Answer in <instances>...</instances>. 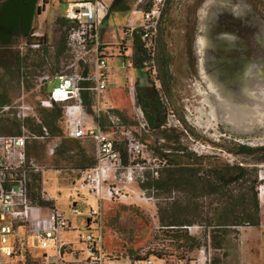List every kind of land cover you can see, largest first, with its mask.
<instances>
[{
    "label": "rangeland",
    "instance_id": "1",
    "mask_svg": "<svg viewBox=\"0 0 264 264\" xmlns=\"http://www.w3.org/2000/svg\"><path fill=\"white\" fill-rule=\"evenodd\" d=\"M133 1L124 0L123 5L131 8ZM42 3L43 0H39L40 7ZM207 3H213L215 7L223 5L224 11L233 12L235 26H239V29L248 26L250 31L257 30L264 37V0H171L169 5L165 3L156 49L158 42L159 48L165 43L172 89L171 96L165 100L170 109L164 127L175 130L169 132L170 141L159 137L158 130L153 128L148 130L138 128V131H135L147 143V151L152 157L151 164L156 165V173L152 169L135 171L134 180L131 182V188L135 192L131 200L104 199L100 205L97 196L90 195L87 191L76 190L80 178L79 170L84 167L79 162L87 164L94 159L96 146L91 139L77 141L67 138L63 132L62 121L61 123L57 121L58 125L61 124L62 133L57 129H48L47 138L28 143V155L44 169L45 178L43 182L42 173L32 176L30 184L32 198L37 199V195L41 194L44 187L47 195L57 197L56 203L59 208L66 212L72 223L80 230H86L85 219L90 210L101 209L104 247L115 256L133 258L144 253L163 251L164 254L189 264H194L197 260L206 261L207 264H264V177L263 179L260 177V174L264 176V161L260 160L261 156L258 153L249 156L230 151L238 144L253 147L264 145V115L257 118L254 117L256 114L246 118L243 116L234 118L231 114H226L203 78L199 64L198 35L203 13L209 8ZM129 10H111L107 18L102 20L101 42L107 51L109 78L108 87L103 93V101L113 110H119L127 125L136 128L138 124L136 113L140 107L137 98L138 88L141 94L149 99L156 120L160 119L161 111L153 100L154 85L160 88V81L157 79L156 64L151 62L145 67H136L131 45L123 42L125 34L122 28L127 25L130 18ZM65 11L66 6L60 0H47L43 9L35 14L32 23V30L42 31L49 41L47 50L49 60L63 66L70 62L67 48L64 47L60 52L58 47L67 29V24H62L59 20ZM223 28L226 29V24ZM225 35L229 36L227 39L230 41L240 36L238 33L228 31ZM23 43L24 37L19 36L7 47L0 45V96L7 98L8 103L12 105L24 97L36 107L39 116L42 115L38 112L42 107L39 100L44 98V95L37 92L32 83L24 85L23 88L18 77L19 48ZM121 44L126 47L123 53ZM41 53L42 51L38 50L29 53V57L41 61L39 57ZM263 65L264 59L251 56L246 62V74L252 75ZM59 69L60 67L55 71ZM130 77L133 78L135 85L133 93L129 88ZM58 107L61 108L59 105L54 108L58 110ZM11 110L13 109L0 110V133H8L3 132V128L11 132L17 129L11 120L17 118L13 116ZM39 117L43 121L42 116ZM230 117H233L235 122H232ZM36 123L29 118L26 126L28 128L29 124ZM178 134L180 144L185 150L184 156L181 157L183 162L181 165L199 168L198 177L211 175L216 182L221 181L222 184V180H219L222 178L219 176L222 177L226 172L227 164H240L247 169L257 170L255 186L253 183L255 175L249 174L248 180L231 184L227 191L231 192L233 198L244 194L245 201L253 200V191H257L260 204L258 225L227 226L221 246L216 247L214 238L216 243L222 235L218 232L214 234L212 227L206 222L213 217L216 207L228 202L223 198L226 195L224 190L201 195L188 189L181 190L175 185L171 191L163 187L156 189L157 183L162 184L157 182V179L162 178L166 167L165 161H161L156 153L178 145L173 142ZM167 144L169 147H165ZM172 152L177 151L172 149ZM185 171L187 173L189 170ZM75 201L78 202L77 206L82 215H75L72 212L71 204ZM235 209L236 216L231 218L239 219L237 215L241 206ZM162 214L178 220L195 221L188 224L194 228L189 230L175 226V229H166L159 223V215ZM91 228L97 230V223L92 222ZM181 230H186L187 235ZM77 234L78 231L73 233L74 238Z\"/></svg>",
    "mask_w": 264,
    "mask_h": 264
},
{
    "label": "built area",
    "instance_id": "2",
    "mask_svg": "<svg viewBox=\"0 0 264 264\" xmlns=\"http://www.w3.org/2000/svg\"><path fill=\"white\" fill-rule=\"evenodd\" d=\"M114 1L60 0L66 6L64 16L71 27L67 36L70 62L66 66L59 65V71L29 64V53L40 50L44 54L43 49L49 44L44 40L45 34L38 29L24 37L18 57L22 87L32 83L34 89L44 95L39 100L42 107H53L54 104L62 107L65 136L94 141L96 163L79 170L76 190L97 196L100 205L104 199L131 200L135 192L131 182L136 170L152 169L156 173L147 143L135 132L138 128L151 129L142 107L136 113L138 124L134 128L103 101L109 78L107 51L101 42L102 20L107 18ZM165 1L134 0L128 23L122 28L123 42L132 45L137 32L144 46L153 49ZM122 44V48L125 47ZM85 82L90 83L89 89L93 93V115L84 106L82 85ZM130 83L133 93L132 77ZM10 109L20 122V130L18 133H0V264H189L173 256L155 253L133 258L115 256L104 247L101 209H91L85 219L86 230H80L59 208L57 197L47 195L44 187L41 198L33 199L30 191L32 176L42 173L44 182V169L29 157L27 146L33 140L47 138L48 129L43 126V132L37 133L27 128L29 118L40 124L42 121L36 107L24 97L15 105L0 106L1 111ZM260 177L263 179L264 176L260 174ZM77 203L72 202V212L82 215ZM92 222L97 223V230L91 228ZM75 231H78L76 238L73 236ZM194 264L207 262L197 260Z\"/></svg>",
    "mask_w": 264,
    "mask_h": 264
},
{
    "label": "trees",
    "instance_id": "3",
    "mask_svg": "<svg viewBox=\"0 0 264 264\" xmlns=\"http://www.w3.org/2000/svg\"><path fill=\"white\" fill-rule=\"evenodd\" d=\"M39 0H2L0 2L1 7L4 9L1 12L0 15V45L2 47L8 46L14 38L19 36H27L32 31V21L35 13L38 11H41L44 7V4L47 3V0H43V3L41 7L36 5ZM124 0H115L112 3L111 10H127L130 9L129 6L123 5ZM171 0H166V3H168ZM1 8V9H2ZM37 8V9H36ZM42 8V9H41ZM165 13L164 7L161 13L159 25L156 32V47H157V38L158 33L160 30L161 33V18L163 17V14ZM22 15V18L20 16ZM23 20V21H20ZM62 24H67L66 33H63L61 40L59 41V50L60 52L67 48V36L71 27V23L68 22L66 17L63 15L61 19H59ZM163 35V33H162ZM44 40H48L45 36ZM66 43V44H65ZM48 46H46L43 49L44 54H39L40 60L31 58L29 61L30 65L39 67L40 69H48L52 72H55V69L59 67V64L53 63L49 60L48 55ZM62 47V48H61ZM121 47V53L124 52L126 47ZM58 57V56H56ZM48 58V60H46ZM133 62L136 67L142 68L145 67L148 63L154 62L156 64V70H157V79L160 81V88L155 87L154 85V96L153 100L156 105V107L161 111L160 113V119L156 120L155 112L152 109L151 103L148 98L144 97L138 88V103L142 107L147 120L151 126V128L158 130L159 137L164 138L167 141H170L171 138L169 136V132L172 130H175L174 128H165L163 125H165V120L167 117V112L170 109L167 105L166 101L171 96V72L169 69V60L166 53L165 43L161 44V47L159 48V42H158V49L153 51H150L147 49L138 33L134 36V46H133ZM19 75V74H18ZM153 84V81L151 82ZM90 83L85 82L83 83L82 87V95L84 98V106L86 111L93 115V93L89 89ZM166 100V101H165ZM8 103V99L0 96V106L6 105ZM55 106H58V104H54L53 108ZM60 106V105H59ZM62 108V107H61ZM58 107L57 109H48V107H41L38 109V112L41 113L43 118L42 124L36 123V124H29L28 129L31 131H35L37 133L43 132V126H46L47 129H57L60 133H62L61 124L58 125L62 121L63 117V109ZM117 113H119L121 116V112L119 110H115ZM123 117V116H122ZM41 118V117H40ZM8 120V119H7ZM15 125H16V131H8L4 128L2 129L3 132L10 133H18L20 130V122L17 121V119H11ZM10 121V120H8ZM18 122V123H17ZM19 124V125H18ZM5 128H8L7 126H4ZM10 130V129H9ZM7 134V133H6ZM73 140H79V139H73ZM178 143L175 147H172L173 150H176L177 152H172L171 148H165L162 150H159L156 153V156L160 157L161 161H165V169H164V175H162L161 179H157V182H162V184H156V189H159L160 187L168 188L171 191V188L175 185L181 190H191L196 192L197 194L201 195H210L214 193H219L221 191H225V194L223 198L227 199L228 202L225 203L223 206L216 207L214 211L213 217L210 218L206 222V224L210 227H212V231L214 234L216 232L221 233V239L217 240L215 243L214 238V244L216 247H220L223 241V236H225L227 231V226L229 225H258L260 223V204L258 199L257 191H253V200L245 201L246 196L243 194L241 197L233 198V195L229 190L227 191L228 186H230L233 183L246 181L247 175H255V179L253 180L254 186L255 182L257 180V170L256 169H247V167L236 164V165H229L227 164L226 172L221 176H219V180L221 181L216 182L214 178L211 175H204L203 177H198L197 172L199 168H188L187 166H182L183 162L181 161V157L184 156L185 150L184 147L180 144V135L176 137V139L173 141ZM165 147H169V145H165ZM182 151V153H179ZM231 153L235 154H245L249 156H254L255 154H260V160L264 161V145L262 146H248L245 144H238L235 146L234 149H230ZM182 154V155H181ZM84 155H82L83 157ZM124 160H126L124 155ZM84 168L91 167L96 163V157L92 159L89 163H81ZM184 167V168H183ZM185 169L189 170L185 171ZM221 184V185H220ZM40 195H37V199H40ZM229 198V199H228ZM237 206H241L240 213L237 215L239 216V219H232L231 216H236L235 214V208ZM195 221L192 220H178L174 217L165 216L164 214L159 215V223L162 227H165L166 229H175V226L180 227L183 225L192 224ZM174 232V231H173ZM181 232H184L185 235H187L186 230ZM177 236V235H176ZM214 237V236H213ZM163 251H156V255H166ZM170 255V254H169ZM168 256V255H167Z\"/></svg>",
    "mask_w": 264,
    "mask_h": 264
},
{
    "label": "bare ground",
    "instance_id": "4",
    "mask_svg": "<svg viewBox=\"0 0 264 264\" xmlns=\"http://www.w3.org/2000/svg\"><path fill=\"white\" fill-rule=\"evenodd\" d=\"M207 4L209 8L203 13L198 35L203 78L226 114L234 118L253 114H256L255 118L263 117L264 65L248 76L246 62L253 55L264 59V37L245 26L239 29L237 39L228 40L223 34V25L227 21L222 18L228 12L221 4L217 7L213 3ZM233 117L230 119L235 122Z\"/></svg>",
    "mask_w": 264,
    "mask_h": 264
},
{
    "label": "water",
    "instance_id": "5",
    "mask_svg": "<svg viewBox=\"0 0 264 264\" xmlns=\"http://www.w3.org/2000/svg\"><path fill=\"white\" fill-rule=\"evenodd\" d=\"M232 13L233 12H229L227 13V16L224 17V20L227 21L226 22V29L225 31H223V34L225 35V33L228 31V32H234L235 34L238 33L239 30V26H235L236 24L234 23L235 21V18L232 16ZM231 19V20H229ZM226 37L229 38V36L225 35ZM230 39H233V38H230ZM237 90V88H236Z\"/></svg>",
    "mask_w": 264,
    "mask_h": 264
},
{
    "label": "flooded vegetation",
    "instance_id": "6",
    "mask_svg": "<svg viewBox=\"0 0 264 264\" xmlns=\"http://www.w3.org/2000/svg\"><path fill=\"white\" fill-rule=\"evenodd\" d=\"M0 2H2V1H0ZM165 3H166V1H165ZM37 6L39 5V1H38V3L36 4ZM40 6V5H39ZM165 6V5H164ZM2 7H1V5H0V15H1V12H2V10H4L3 8L1 9ZM37 9V8H36ZM37 12H39L38 10H36ZM36 12V13H37ZM35 13V14H36ZM39 14V13H38ZM20 16H21V18H22V15L20 14ZM35 16V15H34ZM33 19H34V17H33ZM20 21H23V20H20ZM32 23H33V21H32ZM131 47H132V49H133V44L131 45ZM155 50H156V43H155V47L153 48V49H151L150 51H153V53L155 52ZM168 55V54H167ZM168 57V56H167ZM169 60V59H168Z\"/></svg>",
    "mask_w": 264,
    "mask_h": 264
},
{
    "label": "crops",
    "instance_id": "7",
    "mask_svg": "<svg viewBox=\"0 0 264 264\" xmlns=\"http://www.w3.org/2000/svg\"><path fill=\"white\" fill-rule=\"evenodd\" d=\"M0 1H2V0H0ZM109 13H110V12H109ZM136 33H137V32H136ZM136 33H135V34H136ZM135 34H134V36H135ZM138 34H139V33H138ZM134 36H133V43H132L133 46H134ZM23 37H24V36H23ZM18 77H19V80H20V76H19V75H18ZM87 83H88V82H87ZM63 132H64V131H63ZM34 175H39V174H34ZM44 180H45V178H44ZM71 190H72V189H71ZM72 191H73V190H72ZM75 202H76V201H75Z\"/></svg>",
    "mask_w": 264,
    "mask_h": 264
}]
</instances>
